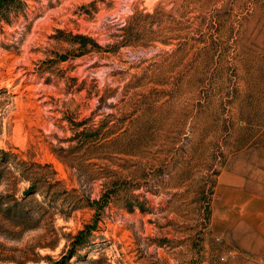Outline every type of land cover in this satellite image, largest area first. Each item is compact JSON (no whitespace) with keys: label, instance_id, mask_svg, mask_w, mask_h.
Returning <instances> with one entry per match:
<instances>
[{"label":"rangeland","instance_id":"1","mask_svg":"<svg viewBox=\"0 0 264 264\" xmlns=\"http://www.w3.org/2000/svg\"><path fill=\"white\" fill-rule=\"evenodd\" d=\"M25 1L0 21V264L264 258V0Z\"/></svg>","mask_w":264,"mask_h":264},{"label":"trees","instance_id":"2","mask_svg":"<svg viewBox=\"0 0 264 264\" xmlns=\"http://www.w3.org/2000/svg\"><path fill=\"white\" fill-rule=\"evenodd\" d=\"M25 5V0H0V21L9 22L10 13H13V15L18 14L21 10L23 11ZM71 254L69 253L70 256Z\"/></svg>","mask_w":264,"mask_h":264},{"label":"crops","instance_id":"3","mask_svg":"<svg viewBox=\"0 0 264 264\" xmlns=\"http://www.w3.org/2000/svg\"><path fill=\"white\" fill-rule=\"evenodd\" d=\"M244 245L249 250H264V241H258V243H254V241H245Z\"/></svg>","mask_w":264,"mask_h":264},{"label":"built area","instance_id":"4","mask_svg":"<svg viewBox=\"0 0 264 264\" xmlns=\"http://www.w3.org/2000/svg\"><path fill=\"white\" fill-rule=\"evenodd\" d=\"M248 259L249 264H264V258L261 257H251Z\"/></svg>","mask_w":264,"mask_h":264}]
</instances>
